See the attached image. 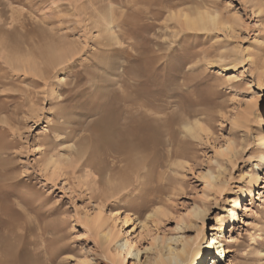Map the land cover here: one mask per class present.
Wrapping results in <instances>:
<instances>
[{
  "label": "rangeland",
  "instance_id": "obj_1",
  "mask_svg": "<svg viewBox=\"0 0 264 264\" xmlns=\"http://www.w3.org/2000/svg\"><path fill=\"white\" fill-rule=\"evenodd\" d=\"M198 10L219 26L186 28ZM0 57V264H155L163 244L264 264V0H0ZM138 109L172 142L131 161L97 145L105 117Z\"/></svg>",
  "mask_w": 264,
  "mask_h": 264
},
{
  "label": "bare ground",
  "instance_id": "obj_2",
  "mask_svg": "<svg viewBox=\"0 0 264 264\" xmlns=\"http://www.w3.org/2000/svg\"><path fill=\"white\" fill-rule=\"evenodd\" d=\"M92 1V0H91ZM93 11V10H92ZM91 16V15H90ZM180 16L183 17V22L186 26V28L188 29H192V30H211V29H216L220 23H218V18L214 17L210 12H203V11H199L197 13L196 17L191 16L190 14L184 13V14H180ZM93 18V17H92ZM91 18V19H92ZM104 23H105V31L109 32L112 28L110 26L111 21L108 19L107 16L103 17ZM112 20V19H111ZM102 22V21H101ZM101 22L99 21V25H101ZM104 25V24H103ZM104 28V27H103ZM50 37L52 35H49ZM48 36V37H49ZM54 36V35H53ZM49 37V38H50ZM54 38V37H51ZM50 38V41H51ZM46 39V37H45ZM48 39V38H47ZM55 39L57 40V38L55 37ZM11 41V40H10ZM16 41V40H15ZM23 41V39L21 40V42ZM27 41V40H26ZM29 41V40H28ZM49 41V39H48ZM49 41V42H50ZM64 41V40H63ZM4 42V41H3ZM2 42V43H3ZM7 42V41H6ZM19 42V41H18ZM16 42V43H18ZM20 42V43H21ZM39 42V41H38ZM43 42V41H42ZM46 42V41H45ZM52 42V41H51ZM61 42V41H60ZM9 43V42H8ZM24 43V42H23ZM30 43V42H29ZM34 43V42H32ZM37 43V42H36ZM44 43V42H43ZM54 43V42H53ZM15 44V43H14ZM41 44V43H40ZM47 44V43H46ZM59 44V43H58ZM22 45V44H21ZM34 45V44H33ZM5 44H2V47H4ZM11 46V45H10ZM62 46V45H61ZM23 47H25L23 45ZM36 47V46H35ZM50 47V46H49ZM58 47V46H54ZM65 47V46H64ZM67 47V46H66ZM69 47V46H68ZM67 47V49H68ZM12 48V46H11ZM22 48V47H21ZM15 49V48H13ZM44 49V48H43ZM53 49V47H52ZM57 49V48H56ZM61 49V47H60ZM7 48H3V53L5 54L4 51H6ZM24 50V49H22ZM27 50V49H25ZM29 50V49H28ZM48 50V48H47ZM63 50V49H62ZM61 50V52H62ZM65 50V49H64ZM15 51V50H14ZM38 51V50H37ZM43 51V50H42ZM68 51V50H67ZM7 52V51H6ZM11 52V51H10ZM33 52V51H32ZM46 52L45 55V63L48 66H57V65H61L60 62L63 60V56L57 60V55L52 52V53H48V51H44ZM66 52V51H65ZM9 53V52H8ZM7 53V54H8ZM26 53V52H25ZM31 53V52H30ZM35 53V52H34ZM37 53V52H36ZM64 53V51H63ZM71 53V52H70ZM5 54L6 60L8 61V63L10 64V66H12V68L14 67L16 70L18 71H24V72H33L34 74L38 75L39 78L41 79H45L46 80V74L48 73L47 71H45V69H39L36 68L35 63H33L30 59V57H27L28 55H26V57H13L9 56ZM73 54V52H72ZM32 55V54H31ZM40 55V54H39ZM30 56V55H29ZM33 56V55H32ZM37 56V54H36ZM69 56V55H68ZM2 57V56H1ZM0 57V58H1ZM17 57V60H15ZM39 57V56H38ZM37 57V58H38ZM33 58V57H32ZM36 58V57H35ZM41 58V57H40ZM44 59V58H43ZM66 59H67V54H66ZM40 60V59H39ZM38 60V61H39ZM71 61V60H70ZM6 62V61H5ZM69 62V61H68ZM7 64V63H6ZM44 65V64H43ZM41 66V65H40ZM66 67V66H65ZM40 68V67H39ZM67 68V67H66ZM55 69V68H53ZM54 73V72H53ZM57 74V72H56ZM49 77V76H47ZM37 78V76L35 77ZM38 78V79H39ZM1 80V79H0ZM2 81V80H1ZM40 80L37 79H32L31 82L34 84H39ZM41 83V82H40ZM50 83V82H49ZM4 84V82L0 83ZM48 84V83H47ZM25 96V95H24ZM25 98V97H24ZM24 100V99H23ZM122 100H124L126 103L130 104V99L128 98H122ZM25 101V100H24ZM131 106L133 104H130ZM135 106V105H134ZM145 106V105H144ZM139 108V107H137ZM141 109H143L142 106H140ZM136 113L138 114V112L141 113V115H135L130 111H125V112H121L120 114L117 115H111L108 117L104 118V122L102 124L99 125V132L100 135L99 137V141L97 142V145L100 146L101 144H106V146L108 147L107 149H111L112 151L116 152L117 155L118 153L125 156V159L127 161H131L132 156L133 155H144V154H149V148L150 147H157L158 145H160L161 143L164 142V140L162 139V137L165 135H169V139L167 141H170V143L172 142V135H173V130H171L170 128H166L165 129H161V127H159L160 123H156V121H150L148 115L146 114V112H144L143 110H135ZM142 113L144 115H142ZM159 124V125H158ZM165 125V123H164ZM166 126V125H165ZM163 128V127H162ZM187 131L189 132H194L195 128L194 126H188L186 127ZM164 133V134H163ZM166 137V136H165ZM167 138V137H166ZM174 139V138H173ZM165 140V141H166ZM168 143V142H167ZM172 145V144H171ZM264 145V142H263ZM72 149L75 151V153L77 154V145L73 146ZM103 149V147H102ZM171 150V149H170ZM110 151V150H109ZM173 151L174 148H173ZM172 151V152H173ZM111 152V151H110ZM105 153V152H104ZM144 153V154H143ZM93 154V153H91ZM90 154V157H91ZM111 154V153H110ZM114 154V153H113ZM175 154V153H174ZM88 155V154H87ZM104 155V154H103ZM107 155V154H106ZM105 155V156H106ZM112 155V154H111ZM136 155V156H137ZM85 156V154H84ZM89 156V155H88ZM109 156V153L108 155ZM119 156V155H118ZM140 156V155H139ZM76 157V156H75ZM79 157V156H78ZM116 157V156H115ZM120 157V156H119ZM149 157V156H148ZM85 158V157H84ZM118 158V157H117ZM262 158L264 159V153L262 155ZM69 159V158H68ZM73 162H78L79 159H83V154L82 156L78 159L76 158H71ZM147 157L142 161H146ZM155 160V159H154ZM138 162V160H137ZM145 163V162H144ZM92 164V163H91ZM89 164V166L91 165ZM129 164V163H128ZM143 164V163H142ZM130 166V165H129ZM132 166V165H131ZM136 166V169L138 166V163H134V168ZM104 167V166H103ZM102 167V168H103ZM121 168V167H120ZM124 168V167H123ZM99 169V168H98ZM104 169V168H103ZM114 169V168H113ZM138 169L140 170V168L138 167ZM127 170V169H126ZM125 170V172H126ZM134 170V169H132ZM115 170H110L108 172H110V174L108 175V179L109 181L112 183H115L114 181L118 180L119 176L121 173L119 174H114ZM121 171V170H120ZM124 171V170H123ZM137 170H135L134 172H136ZM107 174V171H105ZM139 174V171H137ZM101 174V173H100ZM103 174V173H102ZM101 174V175H102ZM123 175V174H122ZM125 175V173H124ZM123 175V176H124ZM127 175V174H126ZM134 176V174H132ZM137 177V176H136ZM129 180H128V184L126 186H119L118 188H116L115 190L117 191V195H119L120 193H123V191L128 188L131 184H129ZM132 179H131V182ZM117 186V185H116ZM115 186V187H116ZM131 187V186H130ZM129 187V188H130ZM130 190V189H129ZM126 193V192H125ZM120 196V195H119ZM122 196V195H121ZM127 196V195H126ZM206 210H201V212H199L198 214L196 213L197 216H199L200 218L204 219L205 215H206ZM230 213L233 216V219L236 220L237 216L235 211L231 210ZM128 220H126V222H128ZM110 240H113V237L110 238ZM118 247L122 250H125L127 255H130L132 253V247L129 246L128 243H124V244H120L118 245ZM117 247V248H118ZM183 247L185 248V244H183ZM166 249L167 250V255L166 257L161 259V262L159 263H155V264H181L186 262V264H201L203 262V258H202V254L200 250H189V249H183L181 253L176 252V247L171 245V244H163L162 249ZM205 248L207 249V253L208 254H212V252L215 250H217L218 252V260L219 263L223 262V258H225L226 260V256H227V248L224 246V244H222V241L218 239V237H216L215 235H213L211 237V241L208 245L205 246ZM163 249V250H164ZM163 252V251H162ZM215 253V252H214ZM213 253V254H214ZM135 256L137 258H139L140 256V250L136 251ZM194 259V260H193ZM214 260V259H213ZM215 262H213L214 264Z\"/></svg>",
  "mask_w": 264,
  "mask_h": 264
}]
</instances>
